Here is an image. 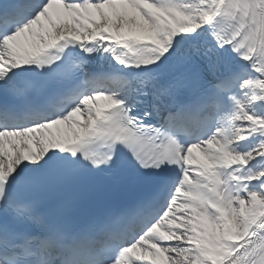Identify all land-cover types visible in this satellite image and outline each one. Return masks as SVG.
<instances>
[{
    "label": "snow or ice",
    "instance_id": "snow-or-ice-1",
    "mask_svg": "<svg viewBox=\"0 0 264 264\" xmlns=\"http://www.w3.org/2000/svg\"><path fill=\"white\" fill-rule=\"evenodd\" d=\"M0 264H264V0H0Z\"/></svg>",
    "mask_w": 264,
    "mask_h": 264
}]
</instances>
